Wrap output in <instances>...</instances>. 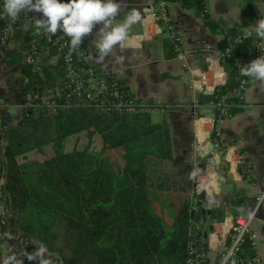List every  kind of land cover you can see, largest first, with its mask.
Here are the masks:
<instances>
[{"label": "trees", "instance_id": "trees-1", "mask_svg": "<svg viewBox=\"0 0 264 264\" xmlns=\"http://www.w3.org/2000/svg\"><path fill=\"white\" fill-rule=\"evenodd\" d=\"M254 1L244 0L239 26L223 29L225 41L220 49L238 33L242 40L234 54L243 53L250 45L255 34L243 39V30L254 23ZM181 4L198 11L205 8V0H181ZM165 48L168 57L174 56L167 40ZM227 67V83L212 93H201L202 102L216 101L235 86L231 60ZM25 73L36 77L30 68ZM58 73L62 74L61 69ZM225 101L232 115L240 109L230 93ZM81 130L99 134L104 148L122 149L118 172L90 150H64L66 138ZM5 139L4 191L10 206L16 214L27 213L46 228L58 219L68 221L62 231L66 232L65 244L51 248L42 240L49 251L55 249L63 264H184L189 199L178 202L169 230L151 208L152 190L163 183L158 167L172 160L169 129L163 121L154 122L144 113L100 112L93 106L77 105L53 116L27 115L16 125L7 126ZM47 144L52 155L25 172L17 155L29 150L42 152ZM15 219L19 217L13 215L12 221ZM23 228L30 233L27 225ZM32 248H37L33 242Z\"/></svg>", "mask_w": 264, "mask_h": 264}, {"label": "crops", "instance_id": "crops-1", "mask_svg": "<svg viewBox=\"0 0 264 264\" xmlns=\"http://www.w3.org/2000/svg\"><path fill=\"white\" fill-rule=\"evenodd\" d=\"M117 2L120 4V12L113 20V25L121 22L131 9H138L142 14V21L129 30L127 47L123 50L117 47L112 54L99 61L95 40L100 25L94 27L92 34L85 36L82 43L90 48L93 65L98 72L118 82L137 99L164 108L163 114L157 111L146 113L152 121H163L167 125L172 150V160H165L158 167V178L162 179L163 183L152 190L153 198L166 196L169 200L177 198L178 202L183 199L190 200L195 176L201 171L203 174L207 172L204 179L213 183L214 187L201 195L198 214L202 219L203 230L198 236L200 235L202 245L206 244L204 248L208 251L212 264L218 254V246L215 242L207 245L208 233L213 229L222 230L229 223L231 215L249 210L255 195L263 187L264 82L252 78L244 93L242 104L237 105L240 109L216 123V135L212 139L207 132L206 119H197L192 113V104L200 94L197 88L191 87L190 78L196 69L205 71L215 67V74H211V71L208 73L211 80L216 79L220 67L218 64L215 66L212 61L225 41L223 29L239 26L244 0H205V8L201 11L194 6H182L181 0H173L169 10L176 28L182 34L181 57H168L164 32L156 29L154 22L150 20L144 23L154 0ZM252 7L255 23L264 17V0H255ZM26 13L37 18L42 15L36 12ZM5 19V13L0 10V24ZM261 44L264 47V40H261ZM22 46L21 37L12 39L5 45L0 43V101L7 109L3 117L6 128L8 125H16L26 117L22 93L28 83L29 77L25 71L29 67L23 62ZM44 59L46 64L43 66L40 80L56 83L58 71L54 60L47 57ZM183 62L187 67L183 66ZM4 107L0 106L1 112H4ZM96 136L103 144L100 135ZM208 142H211L214 148L209 156L203 159L198 147ZM231 145L236 146L237 151L244 155L249 167L236 161V154L232 149L227 151ZM105 149L119 150L122 153L121 148ZM221 150L222 155L218 156ZM51 155L52 151L38 162ZM211 155L215 159V165L207 162ZM120 161L121 167L122 160ZM3 162L4 148L0 147V178L5 181ZM13 215L19 217V213L14 212ZM209 223L212 225L211 231L208 229ZM11 225L35 243L28 232L21 228L19 219H11ZM253 227L258 234V251L264 264V200L257 210ZM11 253H14V250L10 243H0V258ZM48 254L58 257L57 254Z\"/></svg>", "mask_w": 264, "mask_h": 264}, {"label": "built area", "instance_id": "built-area-1", "mask_svg": "<svg viewBox=\"0 0 264 264\" xmlns=\"http://www.w3.org/2000/svg\"><path fill=\"white\" fill-rule=\"evenodd\" d=\"M173 0H154V4L144 19V23L149 20L154 22L156 29L164 32L167 40L172 45L174 55H183L182 34L176 28L170 16V3ZM67 2V0H61ZM0 10L4 12L3 0H0ZM205 11V10H204ZM36 16L21 12L16 18L6 15V19L0 24V43L7 44L10 40L21 37L23 46L21 48L23 62L36 77H29L28 83L22 93L23 109L25 116L42 113L53 116L61 110L69 109L77 105H89L97 108L100 112L111 113H151L157 111L164 113V108L158 104L144 102L137 99L132 94L122 89L113 79H109L98 72L93 65L90 48L83 43L81 47L69 54L68 38L62 32L56 34L44 33L43 30L35 26ZM24 35L28 36L24 40ZM242 36L238 33L233 37V41L219 49L212 61L215 66L219 65L216 79H210L211 74H215V67L207 68L205 71L198 69L193 71L190 78L192 88H197L199 94L212 93L217 87L224 85L228 81L229 68L227 61L231 60L236 72V83L230 93L235 97V105L242 104L244 93L252 77L243 76L240 67L248 64L252 60L264 55V47L258 37H254L243 53L234 54L237 43L241 42ZM45 55V56H44ZM44 57L54 60V64L61 69L62 74L57 73V82L49 83L42 78L43 66L46 64ZM183 66L187 64L183 62ZM227 95H222L220 99L202 102L199 97L192 104V113L197 119H206L208 135L213 139L216 135V123L222 119L232 116L229 111L230 104L225 101ZM233 104V103H232ZM0 106L4 107L2 101ZM209 109V112H204ZM0 111V147L5 148L6 124L3 119L7 109ZM5 113V114H4ZM208 139H210L208 137ZM210 139V141L212 140ZM236 154V161L249 167L243 154L237 151L236 146H230ZM227 154V152H226ZM226 156V155H225ZM223 156V157H225ZM207 174V172H204ZM201 171L194 180V190L191 193L187 239L185 243L184 264H210V257L206 248L200 242L198 234L203 230L202 219L199 212L201 195L206 190H212L214 185L204 179ZM4 179L0 178V243L6 242L13 246L14 253L24 259L22 253H32V240L25 234L18 232L11 225L14 211L10 206V198L4 191ZM264 200V182L262 190L255 195L252 207L245 212H238L230 217L229 223L222 230L213 229L208 233L207 245L215 242L218 246V254L212 264H263L258 251V234L253 227L257 210ZM11 237V238H9ZM53 264H63L59 257L47 253ZM24 259V264L27 263ZM31 264H36L33 262Z\"/></svg>", "mask_w": 264, "mask_h": 264}, {"label": "clouds", "instance_id": "clouds-1", "mask_svg": "<svg viewBox=\"0 0 264 264\" xmlns=\"http://www.w3.org/2000/svg\"><path fill=\"white\" fill-rule=\"evenodd\" d=\"M3 9L5 15L11 18H16L21 12L42 14L35 20L36 28L50 34L62 32L68 38L69 59L72 52L81 47L83 38L91 35L93 28L100 25L96 33L95 47L99 54L97 59L103 61L115 48L123 50L127 47L129 30L142 21L141 12L131 9L121 22L113 25V20L120 12L117 0H3ZM253 34L264 40V17L243 30V39ZM240 71L243 76L264 82V55L240 67ZM47 253V247L40 243L35 252H24L22 255L29 262L53 264ZM24 259L11 253L0 258V264H24Z\"/></svg>", "mask_w": 264, "mask_h": 264}, {"label": "rangeland", "instance_id": "rangeland-1", "mask_svg": "<svg viewBox=\"0 0 264 264\" xmlns=\"http://www.w3.org/2000/svg\"><path fill=\"white\" fill-rule=\"evenodd\" d=\"M50 144L43 147L42 152L36 150H29L17 155V162L22 166L25 172H30L32 166L39 159H43L46 155L51 154L52 149ZM84 149L90 150L98 155V158L104 159L110 166L113 172H118L120 168V153L119 150H107L101 143V140L96 134H89L87 130H81L75 134L68 136L64 143V150L67 152L82 151ZM178 199L172 198L169 200L166 196H156L153 198L151 204L152 210L161 219L165 230L171 228L172 217L175 213V208L177 206ZM27 213H19V224L24 230L23 226L27 225L30 233V237L38 245L42 243V240H46V243L54 248L56 246H61L65 241L66 232H62L64 228L67 229L66 224L68 221L57 220L56 224L53 222L49 228L41 225L36 219L29 218ZM47 222V221H45ZM66 226V227H65ZM66 231V230H65ZM68 231V230H67ZM48 252L56 254L55 249Z\"/></svg>", "mask_w": 264, "mask_h": 264}, {"label": "water", "instance_id": "water-1", "mask_svg": "<svg viewBox=\"0 0 264 264\" xmlns=\"http://www.w3.org/2000/svg\"><path fill=\"white\" fill-rule=\"evenodd\" d=\"M204 112H209V109H204ZM213 148H214V146H213V144L211 142H208L206 145H200L198 147V149L200 150V156L203 159L206 158V157H208L209 154H210V152L213 151ZM221 155H222V150L218 152V156H221ZM207 162H209L212 165H215V159L212 157V155H211V157H209L207 159ZM209 220H212V219H209ZM211 228H212V225L209 223L208 224L209 231L212 230ZM203 246L205 247L206 244L204 243Z\"/></svg>", "mask_w": 264, "mask_h": 264}]
</instances>
